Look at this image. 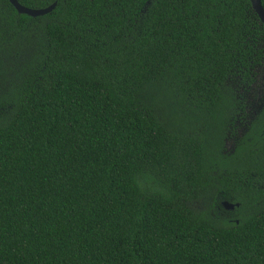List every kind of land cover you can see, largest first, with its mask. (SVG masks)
<instances>
[{"label": "trees", "instance_id": "16d2710c", "mask_svg": "<svg viewBox=\"0 0 264 264\" xmlns=\"http://www.w3.org/2000/svg\"><path fill=\"white\" fill-rule=\"evenodd\" d=\"M17 1L56 6L0 0V264H264L250 1Z\"/></svg>", "mask_w": 264, "mask_h": 264}, {"label": "rangeland", "instance_id": "374dc122", "mask_svg": "<svg viewBox=\"0 0 264 264\" xmlns=\"http://www.w3.org/2000/svg\"><path fill=\"white\" fill-rule=\"evenodd\" d=\"M263 95H264V68L262 67L259 70L257 82L251 86L250 93L246 98L248 102L247 108L245 109L246 117H243L241 121L242 125L238 126L236 130L237 135L240 136L245 131L247 124L243 125V123H248V121L252 119L251 117L254 114V112L257 111V106H258V103L255 102V99H257V101L263 100L262 99ZM226 146L227 148H230V141L227 142ZM200 207L201 208L203 207L202 209H205V206L202 205V203H200Z\"/></svg>", "mask_w": 264, "mask_h": 264}, {"label": "water", "instance_id": "95a60500", "mask_svg": "<svg viewBox=\"0 0 264 264\" xmlns=\"http://www.w3.org/2000/svg\"><path fill=\"white\" fill-rule=\"evenodd\" d=\"M8 1L15 8V10L17 11L18 14L27 15V16L33 17V18L44 16V15L50 13L56 6V3H54L53 5L49 6L48 8H45V9L32 10V9H28V8L20 5L17 0H8ZM249 1L251 3V7H252L253 11L257 14L261 23L264 25V8L262 6L261 0H249ZM223 206H224L225 210H233L234 209V205H231L226 201L223 202Z\"/></svg>", "mask_w": 264, "mask_h": 264}, {"label": "flooded vegetation", "instance_id": "af4514ba", "mask_svg": "<svg viewBox=\"0 0 264 264\" xmlns=\"http://www.w3.org/2000/svg\"><path fill=\"white\" fill-rule=\"evenodd\" d=\"M262 99H263V100H260V101H257V99H255V102L258 103L257 111H258L259 109H261L262 105L264 104V95H263V98H262ZM247 104H248V102H247V100H246V101H245V109L247 108ZM257 111H256V112H257ZM256 112H254V114H256ZM254 114H253L252 117H251L252 119H253ZM241 121H242V119H241V120H238V122L235 124V126L233 127V128H235V130H237L238 126H241V125H242V122H241ZM249 122H251V120H249L248 123H243V125H244V124H247V125H248ZM246 129H247V127H246ZM246 129H245V130H246ZM243 133H245V131H244ZM243 133H242V134H243ZM242 134H241L240 136H239V135H237V136H238V137H241ZM228 141H230V148H227V146H226V150H225V152H233V150H234V149H233V146H234L233 142H234V141H232V140H227V141H226V144H227ZM222 206H223V204H222ZM223 208H224V206H223ZM234 208H235V205H234ZM224 209H225V208H224ZM233 210H234V209H233ZM233 210H226V211L228 212V211H233Z\"/></svg>", "mask_w": 264, "mask_h": 264}]
</instances>
